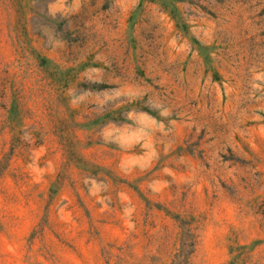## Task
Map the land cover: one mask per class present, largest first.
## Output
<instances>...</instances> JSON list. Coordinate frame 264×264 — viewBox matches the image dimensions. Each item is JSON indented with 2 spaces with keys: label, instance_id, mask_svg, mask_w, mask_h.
Listing matches in <instances>:
<instances>
[{
  "label": "rangeland",
  "instance_id": "obj_1",
  "mask_svg": "<svg viewBox=\"0 0 264 264\" xmlns=\"http://www.w3.org/2000/svg\"><path fill=\"white\" fill-rule=\"evenodd\" d=\"M179 245L264 264V0H0V264Z\"/></svg>",
  "mask_w": 264,
  "mask_h": 264
},
{
  "label": "trees",
  "instance_id": "obj_2",
  "mask_svg": "<svg viewBox=\"0 0 264 264\" xmlns=\"http://www.w3.org/2000/svg\"><path fill=\"white\" fill-rule=\"evenodd\" d=\"M191 245H192V243H189L188 245H186V246H188V248L190 249V251H191ZM187 252L188 251H183L182 245H179L178 252H177V254H174L173 260L171 261V264L172 263H174V264H182L183 262H185V258H186L185 255H186Z\"/></svg>",
  "mask_w": 264,
  "mask_h": 264
}]
</instances>
